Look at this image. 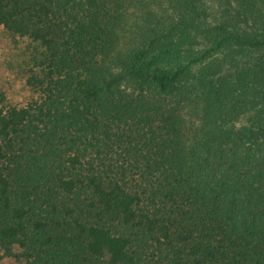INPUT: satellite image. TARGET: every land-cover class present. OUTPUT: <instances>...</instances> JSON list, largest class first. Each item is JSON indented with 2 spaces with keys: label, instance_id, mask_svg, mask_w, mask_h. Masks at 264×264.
I'll list each match as a JSON object with an SVG mask.
<instances>
[{
  "label": "trees",
  "instance_id": "1",
  "mask_svg": "<svg viewBox=\"0 0 264 264\" xmlns=\"http://www.w3.org/2000/svg\"><path fill=\"white\" fill-rule=\"evenodd\" d=\"M0 26L41 47L37 96L0 92V260L264 264V0H0Z\"/></svg>",
  "mask_w": 264,
  "mask_h": 264
},
{
  "label": "rangeland",
  "instance_id": "2",
  "mask_svg": "<svg viewBox=\"0 0 264 264\" xmlns=\"http://www.w3.org/2000/svg\"><path fill=\"white\" fill-rule=\"evenodd\" d=\"M41 47L30 37L12 35L0 26V92H4L9 104L22 106L31 102L37 93L28 83L33 71L38 67L37 58ZM16 252L19 249H15ZM0 264H25L14 257L0 260Z\"/></svg>",
  "mask_w": 264,
  "mask_h": 264
}]
</instances>
